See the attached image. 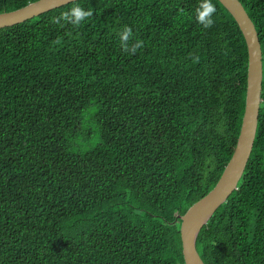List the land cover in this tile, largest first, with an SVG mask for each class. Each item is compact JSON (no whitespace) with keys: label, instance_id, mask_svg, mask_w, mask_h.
Returning a JSON list of instances; mask_svg holds the SVG:
<instances>
[{"label":"trees","instance_id":"1","mask_svg":"<svg viewBox=\"0 0 264 264\" xmlns=\"http://www.w3.org/2000/svg\"><path fill=\"white\" fill-rule=\"evenodd\" d=\"M239 1L261 103L243 175L197 236L205 264H264V0ZM198 3L75 0L0 28V264H184L179 215L233 153L247 76L231 14L212 0L205 29ZM74 4L93 16L51 22ZM125 25L144 42L134 55Z\"/></svg>","mask_w":264,"mask_h":264},{"label":"water","instance_id":"2","mask_svg":"<svg viewBox=\"0 0 264 264\" xmlns=\"http://www.w3.org/2000/svg\"><path fill=\"white\" fill-rule=\"evenodd\" d=\"M75 0H34L0 12V28L23 22ZM237 23L247 47L244 109L233 153L215 185L179 215L184 264H205L196 249L197 236L216 209L224 203L241 179L254 144L261 103L262 52L254 23L239 0H218Z\"/></svg>","mask_w":264,"mask_h":264},{"label":"clouds","instance_id":"3","mask_svg":"<svg viewBox=\"0 0 264 264\" xmlns=\"http://www.w3.org/2000/svg\"><path fill=\"white\" fill-rule=\"evenodd\" d=\"M215 13L216 7L212 3V0H199L198 5L194 9V18L197 23L207 29L214 25L215 21L213 16ZM92 16V8L89 7L86 10L79 4H74L70 10L62 12L59 16L52 17L51 22L61 24V21H63L65 24H71L74 27H79ZM118 36L122 50L130 55H134L139 49L144 47V42L142 40L134 39L133 30L130 26H123L122 30L118 33ZM54 43L60 44L61 40L57 38Z\"/></svg>","mask_w":264,"mask_h":264}]
</instances>
